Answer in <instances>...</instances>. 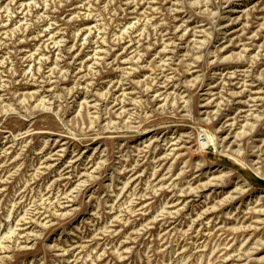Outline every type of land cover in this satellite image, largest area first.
<instances>
[{
    "label": "rangeland",
    "instance_id": "obj_1",
    "mask_svg": "<svg viewBox=\"0 0 264 264\" xmlns=\"http://www.w3.org/2000/svg\"><path fill=\"white\" fill-rule=\"evenodd\" d=\"M0 264H264V0H0Z\"/></svg>",
    "mask_w": 264,
    "mask_h": 264
},
{
    "label": "bare ground",
    "instance_id": "obj_2",
    "mask_svg": "<svg viewBox=\"0 0 264 264\" xmlns=\"http://www.w3.org/2000/svg\"><path fill=\"white\" fill-rule=\"evenodd\" d=\"M28 5V4H27ZM87 105V104H86ZM208 183V182H207ZM191 190V189H190ZM192 191V190H191ZM41 203V202H40ZM13 231V230H12ZM2 246V245H1Z\"/></svg>",
    "mask_w": 264,
    "mask_h": 264
}]
</instances>
